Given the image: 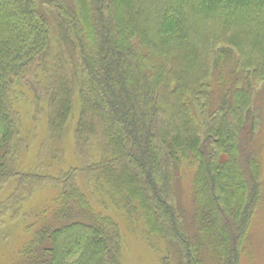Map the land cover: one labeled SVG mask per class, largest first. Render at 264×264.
<instances>
[{
	"label": "trees",
	"instance_id": "trees-1",
	"mask_svg": "<svg viewBox=\"0 0 264 264\" xmlns=\"http://www.w3.org/2000/svg\"><path fill=\"white\" fill-rule=\"evenodd\" d=\"M226 59L245 88L226 79ZM262 81L264 0H0V190L11 177L57 186L14 264H122L109 209L189 264H235L256 190L237 139ZM19 86L45 101L44 149L76 117L80 169L17 170Z\"/></svg>",
	"mask_w": 264,
	"mask_h": 264
},
{
	"label": "rangeland",
	"instance_id": "rangeland-1",
	"mask_svg": "<svg viewBox=\"0 0 264 264\" xmlns=\"http://www.w3.org/2000/svg\"><path fill=\"white\" fill-rule=\"evenodd\" d=\"M226 68V79L232 80V83L235 81L237 87H243L242 77L235 76L237 71L234 63H229ZM218 74L219 72L215 76ZM18 89L17 109L22 122L20 131L25 147L22 149L17 170L56 175L62 168L80 169L81 159L73 133L76 117L68 126V132L60 140H55V144H49L44 149L48 134L45 101L38 102V97L27 86H19ZM215 100L216 95L212 104ZM250 108L253 115L247 119L244 135H239L237 139V157L240 167L248 169V174L244 173L246 181L250 186L255 183L256 190L244 232L237 240L238 258L235 264H264V81L257 85ZM55 146L60 149L59 155ZM46 166L50 168H44ZM185 171L180 173L181 180L176 187L179 198L177 204L185 209V217L190 223L193 208L192 171ZM77 179L82 185L83 178L80 173ZM31 180L27 179V186H24L17 177H11L0 190V264H14L21 257L19 253L23 244L37 231L39 224L46 220L42 213L57 193V186L53 183L33 185ZM94 199V206L100 209L98 200ZM108 213L115 219L121 231L122 264H163V257H168L170 264H189L181 256L176 242L172 245L174 243L169 244L162 239H148L140 219L134 218L136 220L130 222L114 209H109ZM206 253L209 254L208 251ZM205 256L208 258L207 264H215L214 258Z\"/></svg>",
	"mask_w": 264,
	"mask_h": 264
}]
</instances>
